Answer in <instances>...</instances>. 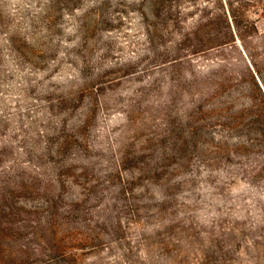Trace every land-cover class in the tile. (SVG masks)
I'll list each match as a JSON object with an SVG mask.
<instances>
[{"label": "rangeland", "instance_id": "rangeland-1", "mask_svg": "<svg viewBox=\"0 0 264 264\" xmlns=\"http://www.w3.org/2000/svg\"><path fill=\"white\" fill-rule=\"evenodd\" d=\"M0 264H264V0H0Z\"/></svg>", "mask_w": 264, "mask_h": 264}, {"label": "trees", "instance_id": "trees-1", "mask_svg": "<svg viewBox=\"0 0 264 264\" xmlns=\"http://www.w3.org/2000/svg\"><path fill=\"white\" fill-rule=\"evenodd\" d=\"M259 133H260V135H262V132L261 131Z\"/></svg>", "mask_w": 264, "mask_h": 264}]
</instances>
